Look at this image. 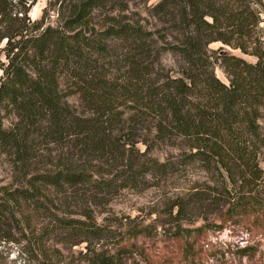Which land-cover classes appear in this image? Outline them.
I'll list each match as a JSON object with an SVG mask.
<instances>
[{"label":"trees","instance_id":"1","mask_svg":"<svg viewBox=\"0 0 264 264\" xmlns=\"http://www.w3.org/2000/svg\"><path fill=\"white\" fill-rule=\"evenodd\" d=\"M35 1L0 0V159L11 168L0 183V237L25 238L20 264H155L147 241L161 234L183 243L187 260L189 237L217 223L264 235V0H158L156 30L126 14L97 29L95 11L117 0H55L68 15L43 28L28 17ZM217 42L255 62L222 54L223 82ZM165 52L177 69L163 67ZM161 148L176 154L161 162ZM196 167L203 188L175 195L164 222L132 221L112 249L110 227L90 208L72 211Z\"/></svg>","mask_w":264,"mask_h":264},{"label":"rangeland","instance_id":"2","mask_svg":"<svg viewBox=\"0 0 264 264\" xmlns=\"http://www.w3.org/2000/svg\"><path fill=\"white\" fill-rule=\"evenodd\" d=\"M157 2L158 0H117V2L108 4L106 8L95 11L94 25L98 29L103 18L108 14H126L151 29H159L160 26H157V20L151 16L150 12L151 6ZM54 3L55 0H36L28 13L31 22L39 21L43 23V28L48 26L62 27L68 15V10L60 8L59 5H54ZM4 43H0V48L3 47ZM210 51H212L213 60L216 61V75L225 83H228V80L221 67V62L218 60L222 54H234L251 63L255 62L254 57L245 55L241 51L234 50L221 42L210 45ZM161 61L166 70L177 69L176 59L171 54L163 53ZM13 122H15L14 115L10 114L5 119V124L11 126ZM139 147L142 150L145 149L143 145ZM175 154L176 151L174 150L161 148L155 151L154 157L163 162L172 158L171 156ZM9 163L5 156L1 157L0 183L8 181L11 177ZM262 166L264 167V160ZM192 172L193 174L184 179L171 182L149 176L146 186L121 189L115 196L111 197L110 201L104 200L99 205L82 200L79 207L73 208L72 211L81 214L90 208L97 222L110 227L112 230L113 236L107 241V247L112 249L121 240L132 221L153 225L164 222L167 220L165 213L175 195L186 193L191 187L203 188L206 180L200 175L199 169L196 167ZM110 178L116 177L112 175ZM69 202H74V199L70 198ZM60 206L62 211H65L67 207L65 203L63 202ZM205 223L198 220L194 227H200ZM219 225L220 223L212 224L210 228L202 233L192 234L189 237L188 243L192 244L193 250L187 260H183L181 257L180 248L183 243L179 246L178 243L168 239L169 236L161 234L157 243L147 241V246L154 255L155 264H171V261H168L173 254L178 256L176 264H264V235L256 236L255 234L246 233L244 229L248 227L243 224L228 222L223 228H220ZM24 239L19 233H15L10 239L0 237V264L25 262L27 259L25 253L27 243ZM245 247L248 248L246 250L247 256H243L242 250ZM82 250V246L74 249L76 258L79 257V252Z\"/></svg>","mask_w":264,"mask_h":264}]
</instances>
